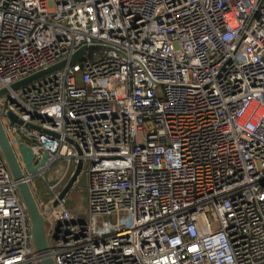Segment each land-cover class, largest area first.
I'll list each match as a JSON object with an SVG mask.
<instances>
[{"label": "built area", "instance_id": "obj_1", "mask_svg": "<svg viewBox=\"0 0 264 264\" xmlns=\"http://www.w3.org/2000/svg\"><path fill=\"white\" fill-rule=\"evenodd\" d=\"M2 88L23 179L65 161L37 201L54 264H264V0H0ZM79 158L85 220L58 199ZM37 259L0 151V264Z\"/></svg>", "mask_w": 264, "mask_h": 264}, {"label": "water", "instance_id": "obj_2", "mask_svg": "<svg viewBox=\"0 0 264 264\" xmlns=\"http://www.w3.org/2000/svg\"><path fill=\"white\" fill-rule=\"evenodd\" d=\"M83 51L84 48H79L76 52H74L68 59H62L58 61L57 63L40 70L30 76H27L25 78H22L10 85L11 89H17L20 86L27 84L43 75H46L50 72H53L57 69L62 68L67 63H74L76 61H79L83 57ZM7 88L0 89V95L7 93ZM9 116L12 121H16L18 123H22V121L19 119V117L13 113L9 112ZM26 126L33 127L30 124H26ZM38 130H41L39 127H36ZM54 136H58L56 133L52 132ZM20 155L22 157L23 162L25 163V168L27 172H29L32 176H35L39 171H41V167L45 164V161L48 157V154L44 152L42 154V158L40 161L33 165L34 156L32 154V151L29 146L22 143L20 139L17 140ZM0 151L6 161L7 168L14 180L17 182V189L21 198V201L23 202L28 215L30 219V233L33 241V245L35 248V251L38 255V264H54L52 258L47 254L48 252V241L45 231V219L43 215L41 214L38 206V202L34 196V193L32 191V188L28 182H26L23 179V172L19 166V163L17 161L15 152L13 151V148L10 145V142L3 130L1 121H0ZM79 152V151H78ZM83 161L81 158L78 159L75 168L68 178L65 186L61 189L58 199L64 198L65 194L68 192V190L72 187V185L76 182L78 176L81 173L82 170ZM58 199H55L53 201V206L57 205Z\"/></svg>", "mask_w": 264, "mask_h": 264}, {"label": "rangeland", "instance_id": "obj_3", "mask_svg": "<svg viewBox=\"0 0 264 264\" xmlns=\"http://www.w3.org/2000/svg\"><path fill=\"white\" fill-rule=\"evenodd\" d=\"M65 165V161L62 158L56 159L42 174L37 175L31 181L32 191L36 200L44 202L48 200V184H53L58 180L60 173ZM72 167V165H71ZM88 162L84 163L82 171L78 176L76 182L65 194V205L73 212L77 217L85 220L87 215V172Z\"/></svg>", "mask_w": 264, "mask_h": 264}, {"label": "crops", "instance_id": "obj_4", "mask_svg": "<svg viewBox=\"0 0 264 264\" xmlns=\"http://www.w3.org/2000/svg\"><path fill=\"white\" fill-rule=\"evenodd\" d=\"M30 185H31V184H30ZM31 188H32V187H31ZM37 201H38V200H37ZM38 202L46 203V201L44 202V200H43V201L41 200V197H40V201H38ZM48 205H49V206H53V202H52V203H48Z\"/></svg>", "mask_w": 264, "mask_h": 264}]
</instances>
